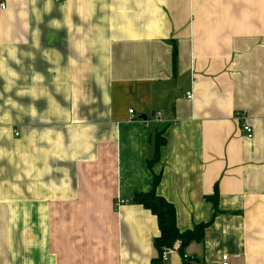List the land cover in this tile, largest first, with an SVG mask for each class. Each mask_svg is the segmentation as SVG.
I'll return each mask as SVG.
<instances>
[{
	"label": "crops",
	"instance_id": "0c3cea01",
	"mask_svg": "<svg viewBox=\"0 0 264 264\" xmlns=\"http://www.w3.org/2000/svg\"><path fill=\"white\" fill-rule=\"evenodd\" d=\"M159 132L193 264H264V0H0V264H150Z\"/></svg>",
	"mask_w": 264,
	"mask_h": 264
},
{
	"label": "trees",
	"instance_id": "16d2710c",
	"mask_svg": "<svg viewBox=\"0 0 264 264\" xmlns=\"http://www.w3.org/2000/svg\"><path fill=\"white\" fill-rule=\"evenodd\" d=\"M177 50L174 47L173 63L176 65ZM166 142L162 132L158 133L156 139L155 154L147 160L148 166L153 172V184L148 191L134 194L133 201L151 211L157 218L159 234L155 238V245L158 248V254L151 259L150 264H167L163 258V252L170 253L177 251L185 264H193L187 260L186 249L193 242H202L205 237L206 228L212 223L213 218L207 222L196 224L192 229L181 231L177 226V210L175 205L168 201L164 196L159 194L158 187L161 182V172L154 171V165L159 162V149ZM219 191L218 185L215 186L213 194L206 197L213 205L215 213L220 212L218 209Z\"/></svg>",
	"mask_w": 264,
	"mask_h": 264
},
{
	"label": "built area",
	"instance_id": "2783aa9c",
	"mask_svg": "<svg viewBox=\"0 0 264 264\" xmlns=\"http://www.w3.org/2000/svg\"><path fill=\"white\" fill-rule=\"evenodd\" d=\"M1 7L2 8H5V4L4 3H1ZM187 96L188 97H191L192 95H191V93H187ZM130 114H134V110L133 109H130ZM156 117L158 119H160L161 118V114L159 112H157L156 113ZM243 129L246 131V133H247V135L249 137H251L253 135V130H252V128L249 125H247V124L243 125ZM125 202H126V200L118 199L116 201V204L117 205H120V204L125 203ZM167 255H168L167 252H163V254H162V258H163V260L165 262L167 261ZM219 264H229V255L228 254H223L221 256V259H220Z\"/></svg>",
	"mask_w": 264,
	"mask_h": 264
},
{
	"label": "water",
	"instance_id": "95a60500",
	"mask_svg": "<svg viewBox=\"0 0 264 264\" xmlns=\"http://www.w3.org/2000/svg\"><path fill=\"white\" fill-rule=\"evenodd\" d=\"M139 118L146 119V116H145V115H141ZM187 260H188L189 262H196V263H199V260H198L195 256H188V257H187Z\"/></svg>",
	"mask_w": 264,
	"mask_h": 264
},
{
	"label": "rangeland",
	"instance_id": "374dc122",
	"mask_svg": "<svg viewBox=\"0 0 264 264\" xmlns=\"http://www.w3.org/2000/svg\"><path fill=\"white\" fill-rule=\"evenodd\" d=\"M172 253H176V252H175V251H172L171 254H172Z\"/></svg>",
	"mask_w": 264,
	"mask_h": 264
}]
</instances>
